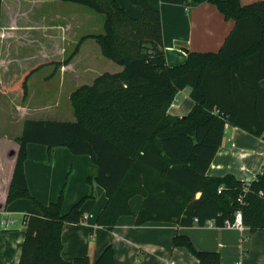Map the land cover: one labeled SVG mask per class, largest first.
I'll return each instance as SVG.
<instances>
[{
	"label": "trees",
	"instance_id": "16d2710c",
	"mask_svg": "<svg viewBox=\"0 0 264 264\" xmlns=\"http://www.w3.org/2000/svg\"><path fill=\"white\" fill-rule=\"evenodd\" d=\"M64 1L105 16L104 31L82 41L93 39L102 56L122 70L102 73L71 94L75 120L25 121L16 139V165L6 204L28 199L41 214L25 217L18 264H115L111 245L95 262L88 256L63 258L64 224L84 220L86 198L66 213L63 193L49 204L38 202L25 173L29 144L49 150L65 147L91 158L99 173L89 182L100 185L107 197L97 224L108 231L123 216H134L136 226L149 222L204 226L213 221L223 227L239 210L246 228L264 231V170L251 182L242 203L238 199L243 180L233 174L208 175L227 124L264 139V1L242 5L240 0H183L186 6L214 4L235 26L219 51L189 52L185 63L173 67L166 60L161 13L148 0H131L142 8L139 18L130 16L116 0ZM1 4L2 0L0 21ZM82 41L56 66L67 65ZM40 68L29 71L20 83L23 99L29 76ZM186 88L194 102L192 110L184 117L170 115L176 95ZM136 195L143 202L134 213L130 199ZM173 246L188 249L201 264H221L218 252L198 250L187 235L177 233Z\"/></svg>",
	"mask_w": 264,
	"mask_h": 264
},
{
	"label": "crops",
	"instance_id": "0c3cea01",
	"mask_svg": "<svg viewBox=\"0 0 264 264\" xmlns=\"http://www.w3.org/2000/svg\"><path fill=\"white\" fill-rule=\"evenodd\" d=\"M116 1L122 4L129 15L140 17L142 9L129 0ZM258 1L264 0H240V3L248 5ZM149 2L161 13L166 60L172 67L185 63L189 52L219 51L235 26L234 20L225 19L217 7L209 2L190 6H186L183 0H149ZM63 3L71 2L2 0L0 48L11 47L12 36L19 34L46 35L50 34V31L66 32L67 30L69 34L80 30L85 34L84 37L92 35L89 33L90 29L86 28L87 23L91 21V15L80 9H70L69 17H63L65 23L61 21L63 25L53 27L48 25L49 17L42 11L47 6L51 9ZM22 5H27L28 9L31 5L40 7L41 19L31 23L27 21L20 26L18 19H14V12L17 6L22 10ZM28 9L22 10L24 21L28 18L27 13L31 12ZM51 11H53L52 15L61 16L60 12ZM90 39L80 40L82 43L79 52L68 65L69 69H72L74 82L81 78L78 75L79 68L76 66L79 61L90 62L89 56L86 58L82 56L83 49L88 47ZM58 44L60 43L56 45ZM9 63L12 62L0 58V77H4L7 71L9 73L8 67H11ZM92 66L87 65L90 69ZM121 70L122 67L116 65L113 66L112 73ZM105 72L107 71L100 74ZM100 74L92 75L90 81L80 84L79 87L85 84L91 85ZM261 85L264 89V79ZM193 106L190 89L186 88L178 92L168 113L172 116L184 117ZM2 114L4 108L0 107V115ZM23 117L17 118L14 122L13 117L0 121V264L19 263L26 233L25 217L41 214L40 208L28 199H19L9 205L6 204L16 165L18 150L16 139L21 136L24 123L29 119ZM263 159V138L227 124L222 145L208 170V175L223 177L233 174L240 180L255 178L264 167ZM25 173L31 194L42 204L56 201L63 193V212L66 213L73 205L86 198L82 205L84 220L80 223L64 224L62 256L65 260L71 261L77 257L88 256L92 262H95L103 250L111 245L115 251V264H201L188 249L173 246L174 236L179 233L190 237L198 250L218 252L221 256V264H235L239 260L244 264H264V231L252 232L251 238L246 241L244 236L246 231H250L248 228L241 231L214 224L179 226L166 222H149L136 226L134 216L121 217L112 231L99 226L97 218L107 203V197L100 185L89 182L90 178L95 179L98 176L99 170L88 155H74L65 147L49 150L43 145L29 144ZM142 202L143 198L140 195L130 199L134 213L139 211Z\"/></svg>",
	"mask_w": 264,
	"mask_h": 264
},
{
	"label": "rangeland",
	"instance_id": "374dc122",
	"mask_svg": "<svg viewBox=\"0 0 264 264\" xmlns=\"http://www.w3.org/2000/svg\"><path fill=\"white\" fill-rule=\"evenodd\" d=\"M129 1L135 5L131 0ZM120 5L122 6V4ZM22 6V10L28 9L27 5ZM135 6L142 9L137 5ZM53 7L49 9L47 6L46 8L49 10L45 8L42 11L40 7L37 8L36 5H31V8L28 9L31 12L27 13L28 18L24 21V16L21 15L22 10L17 6L15 8L16 12H14V19H18L20 26L27 21H29L28 23L39 21L41 19V14L39 13L41 10L49 17L48 25L53 27L63 25V22L65 23L63 17H69L71 14L70 9H80L91 15V21L87 23L86 27L90 29L89 33H92V35L101 34L104 31L105 16L93 12L84 5L63 3ZM51 10L60 12L61 16L52 15L53 11ZM60 30L63 31L64 29ZM67 31H50V34L46 35L27 34L23 36L19 34L12 36L11 47L0 48V58H5L12 62L9 63L11 66L8 67L9 73L7 71L4 77H0V107L4 108V114L0 115V121L13 117L14 122V120L23 116V119L75 120L70 99L71 94L80 84L90 81L92 75L100 74L103 71L113 72V66H116V64L102 56L99 46L93 39L89 40L88 47L84 48L82 52L83 58L89 56L90 62L83 60L76 65L79 68L78 75L81 76L77 82L73 81L72 69L68 67L71 61L67 65L57 67L56 63L72 56L80 40L85 36L80 30H77L79 33L72 31L69 34ZM35 38L37 40H34ZM57 43L60 44L56 45ZM87 65H93L92 69L87 67ZM37 66H41V68L29 76L28 95L26 99H23L20 83L24 79L25 74ZM178 99H180V96H178ZM251 236L252 232L246 231L244 238L247 241Z\"/></svg>",
	"mask_w": 264,
	"mask_h": 264
},
{
	"label": "built area",
	"instance_id": "2783aa9c",
	"mask_svg": "<svg viewBox=\"0 0 264 264\" xmlns=\"http://www.w3.org/2000/svg\"><path fill=\"white\" fill-rule=\"evenodd\" d=\"M263 170H264V167L262 168V171L261 172H263ZM260 172V173H261ZM256 178V177H255ZM255 178H248V179H244L243 181H244V189H243V194L242 195H240V197H239V202H243V197L245 196V194L248 192V190H249V185L251 184V182L253 181V180H255ZM221 190H222V188H220V190H219V192H221ZM198 220L197 219H195V222H197ZM207 224H209V225H211V224H214V222L213 221H208L207 223H206V225ZM215 225V224H214ZM223 227H226V228H237V229H239V230H241V231H243L246 227L244 226V224H243V217H242V211L241 210H239V211H237L236 212V214H235V217H234V220L231 222V221H229V220H227L226 222H225V224H224V226ZM235 264H244L243 263V261L242 260H239V261H237Z\"/></svg>",
	"mask_w": 264,
	"mask_h": 264
},
{
	"label": "water",
	"instance_id": "95a60500",
	"mask_svg": "<svg viewBox=\"0 0 264 264\" xmlns=\"http://www.w3.org/2000/svg\"><path fill=\"white\" fill-rule=\"evenodd\" d=\"M186 52H188V50H185Z\"/></svg>",
	"mask_w": 264,
	"mask_h": 264
}]
</instances>
